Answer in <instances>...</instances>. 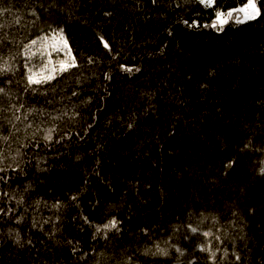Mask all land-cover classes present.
<instances>
[{
    "label": "trees",
    "instance_id": "obj_1",
    "mask_svg": "<svg viewBox=\"0 0 264 264\" xmlns=\"http://www.w3.org/2000/svg\"><path fill=\"white\" fill-rule=\"evenodd\" d=\"M244 3L0 0V264H264V0L204 27ZM61 29L77 66L29 86Z\"/></svg>",
    "mask_w": 264,
    "mask_h": 264
},
{
    "label": "snow or ice",
    "instance_id": "obj_2",
    "mask_svg": "<svg viewBox=\"0 0 264 264\" xmlns=\"http://www.w3.org/2000/svg\"><path fill=\"white\" fill-rule=\"evenodd\" d=\"M153 2H155V0H153ZM199 2L201 4H203L205 7H214L215 5V0H199ZM9 11V9L7 8H0V15H2L4 12ZM234 12H240L244 14V19H254L255 16L257 14H259V9L257 8L256 5V0H246V3L243 4L242 7H240L239 9H234L231 11H228L227 13L221 12V11H217L216 12V19L210 24V25H204V27H212V28H218V30H222V26L224 24H226L228 22L229 19H236L237 23H243L244 21L241 20L239 17H234L233 13ZM33 15H35V13H33ZM17 23H19V20L16 21ZM187 23V22H186ZM192 27H198L199 25L193 23L191 25ZM3 25H0V28H2ZM63 30H60V34H59V41H57L55 39V37L51 38V41L48 44H41L40 48L37 49L36 51H32V48L34 45H37L38 41L37 39H33L30 44L25 45L24 48V55L31 60L33 57H35L38 53L41 57V59L43 60L45 57H47V62L38 70V71H33L32 67H28L27 64H25V67L27 68L28 71V75H27V81L29 86L31 85H40L42 83H47L48 81H51L53 79H55V75L56 73H63L68 71L69 69L76 67V59L74 56H71V49L68 47L67 44V40L63 37ZM41 41H49V37L45 36V37H40L39 38ZM101 40L103 41V37H101ZM103 46L105 49H108L109 51H111L110 45L108 44L107 41H103ZM53 52L59 54L61 52H63L67 57L68 60H60L57 62L58 67H56V65L53 64L52 61V55ZM49 65H53L52 68L49 69ZM123 67V66H122ZM124 70L126 71H132V69L130 68H125ZM137 71H139V69H136ZM11 71V67L8 65L7 61H4L3 65H0V74L6 73ZM0 93H4V89L0 88ZM13 107H15L13 105ZM21 107H23V105H21ZM17 111H19V109H17ZM17 120L20 119L19 116L16 117ZM25 119H27V117H25ZM31 125H29L30 127ZM52 129L48 130V134L44 137L45 140L47 141H51L52 140ZM2 139H4L5 141L8 139V137H3ZM3 159V153L0 152V162H2ZM232 165L229 164L228 167H231ZM3 168H0V171H3ZM261 173L264 174V168H262ZM0 179H3L2 177H0ZM73 199H75V197H73ZM87 219V218H85ZM117 228V222L115 219L109 221L107 224L103 225L102 228L101 226H97V232H100L104 229H114ZM193 231L195 232L196 229H193ZM205 236H209L210 233H204ZM218 239V237H217ZM158 251L161 253H164L163 249H159ZM166 254V253H164ZM238 258V257H237Z\"/></svg>",
    "mask_w": 264,
    "mask_h": 264
},
{
    "label": "rangeland",
    "instance_id": "obj_3",
    "mask_svg": "<svg viewBox=\"0 0 264 264\" xmlns=\"http://www.w3.org/2000/svg\"><path fill=\"white\" fill-rule=\"evenodd\" d=\"M257 5V4H256ZM242 7V6H241ZM257 8H258V6H257ZM258 15V14H257ZM256 15V16H257ZM255 16V17H256ZM234 17H239L241 20H243V21H247V20H250V19H247V20H245L244 19V14L243 13H240V12H236L235 14H234ZM59 34H60V32L59 31H54V32H52V33H50V34H45V35H42V36H40V37H45V36H47V37H49L50 39H49V41H41L39 38L40 37H37L36 39H37V41H38V43H37V45H34L33 46V48H32V51H36L37 49H39L40 48V45L43 43V44H48L50 41H51V38H53V37H55V39L57 40V41H59ZM63 37L66 39V37L63 35ZM67 40V39H66ZM30 44V43H29ZM67 44H68V47L70 48V46H69V43H68V41H67ZM71 56H73L72 55V52H71ZM29 60V59H28ZM60 60H65V61H67L68 60V57L63 53V52H61V53H59V54H57V53H55V52H53V55H52V61H53V64L54 65H56V67H58V64H57V62L58 61H60ZM29 61H31L32 62V64L34 65V67H35V69H34V71H38L46 62H47V57H45L43 60L41 59V57H40V55H39V53L35 56V57H33L31 60H29ZM52 66L53 65H49L48 67H49V69L50 68H52ZM57 74V73H56Z\"/></svg>",
    "mask_w": 264,
    "mask_h": 264
}]
</instances>
